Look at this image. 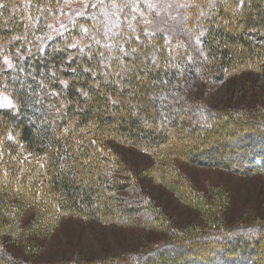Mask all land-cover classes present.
I'll use <instances>...</instances> for the list:
<instances>
[{"label":"trees","instance_id":"1","mask_svg":"<svg viewBox=\"0 0 264 264\" xmlns=\"http://www.w3.org/2000/svg\"><path fill=\"white\" fill-rule=\"evenodd\" d=\"M177 3L200 49L154 31L148 0H94L70 19L65 0H0V94L12 104L0 105V233L17 235L28 207L29 233L70 211L162 229L152 202L128 194L112 142L152 148V178L201 212L204 225L90 264H264V222L224 226L225 196L216 191L208 203L176 184L174 161L264 177V113L215 111L188 96L202 75L223 78L264 61V0ZM0 264L28 263L0 251Z\"/></svg>","mask_w":264,"mask_h":264},{"label":"rangeland","instance_id":"2","mask_svg":"<svg viewBox=\"0 0 264 264\" xmlns=\"http://www.w3.org/2000/svg\"><path fill=\"white\" fill-rule=\"evenodd\" d=\"M65 1L68 2L66 19H70L79 15L94 0ZM150 4L154 15L151 27H154V31H161L168 37H181L179 39L184 45L200 49L199 41L186 28L184 13L180 9L182 5H179L177 0H148L147 5ZM193 83L188 96L205 107L224 112L232 108H245L249 116L264 113V61L258 66L239 67L223 78L211 74L207 77L202 75L199 82ZM10 102L7 96L0 94L1 106L9 107L12 105ZM247 111L245 112L248 113ZM231 145L234 144L230 143L228 147ZM109 146L118 154L124 168L119 177L132 182V190L128 194H135V197L131 198H134L137 204L151 201L152 210H156L155 213L161 218L164 227L154 228V220L149 221L150 226L141 220L125 225L104 223L85 217L86 215L80 212L70 211L74 215L59 216L50 229L44 230L40 227L38 231L29 233L26 229L28 222H31L32 207H28L29 211L25 210L24 216L17 220V235L0 233V251L5 257L28 264L114 262L132 254L144 253L151 247L169 240L171 236L167 233L170 231L180 232L204 225L201 212L181 202L170 187L152 178L150 171L158 165H155V162H158L155 156L157 158L158 154L154 153L152 148H138L112 142H109ZM205 147L199 148L201 150ZM213 157L214 154L205 156L207 159ZM174 161L177 168L176 184L186 185L187 190L194 191L208 203L212 202L216 191L225 196L224 208L219 218L224 226L241 222H264L263 176L256 172L245 175L242 172L234 173L188 161ZM119 193L125 194L124 191ZM14 194L18 196L19 193ZM11 195H8L10 199L7 203L16 204ZM3 197L4 192H0V204Z\"/></svg>","mask_w":264,"mask_h":264},{"label":"snow or ice","instance_id":"3","mask_svg":"<svg viewBox=\"0 0 264 264\" xmlns=\"http://www.w3.org/2000/svg\"><path fill=\"white\" fill-rule=\"evenodd\" d=\"M72 47H75V45H71ZM9 67H11V65L9 64Z\"/></svg>","mask_w":264,"mask_h":264}]
</instances>
